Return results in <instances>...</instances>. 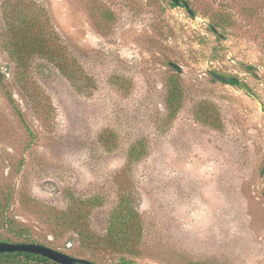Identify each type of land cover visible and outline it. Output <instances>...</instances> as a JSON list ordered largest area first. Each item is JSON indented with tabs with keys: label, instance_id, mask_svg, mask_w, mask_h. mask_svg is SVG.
<instances>
[{
	"label": "rangeland",
	"instance_id": "obj_1",
	"mask_svg": "<svg viewBox=\"0 0 264 264\" xmlns=\"http://www.w3.org/2000/svg\"><path fill=\"white\" fill-rule=\"evenodd\" d=\"M183 1L0 0V205L39 241L264 264V0ZM122 196L136 255L81 249L72 221L103 235Z\"/></svg>",
	"mask_w": 264,
	"mask_h": 264
},
{
	"label": "trees",
	"instance_id": "obj_2",
	"mask_svg": "<svg viewBox=\"0 0 264 264\" xmlns=\"http://www.w3.org/2000/svg\"><path fill=\"white\" fill-rule=\"evenodd\" d=\"M172 5L176 6L172 2ZM249 69H254L253 66H248ZM1 75V74H0ZM232 84L240 85L248 90V86L245 83L239 82L237 79ZM95 199L90 198L86 201L75 200L70 211L84 212L94 203ZM83 203V204H82ZM82 204V205H81ZM9 202L0 205L3 212V224L6 227L8 233L0 234V241L7 242H34L49 246L50 242L39 241L34 234V228L24 221H20L15 217L8 214L10 210ZM73 224L76 225L75 234L78 237L79 244L83 250H91V248H104L110 252L117 253H129L136 255L135 248V236L141 235V216L136 209L130 205L128 199L125 196L121 197V200L113 208L110 215L109 226L103 235H98L93 232L86 223H83L79 219H74ZM134 241V242H133ZM133 242V243H132ZM51 247V246H50ZM54 248V247H52ZM56 249V248H54ZM133 261L129 257L119 256L116 261L110 264H132ZM0 264H59L50 259L24 252H7L0 253Z\"/></svg>",
	"mask_w": 264,
	"mask_h": 264
},
{
	"label": "water",
	"instance_id": "obj_3",
	"mask_svg": "<svg viewBox=\"0 0 264 264\" xmlns=\"http://www.w3.org/2000/svg\"><path fill=\"white\" fill-rule=\"evenodd\" d=\"M175 4L183 3L184 7L188 9V12L192 14V10L188 7L186 2H181L180 0H171ZM170 65L180 71V67L176 64L171 62ZM213 76L222 81L223 83L230 84L231 80L229 78L213 74ZM7 252H24V253H32L36 255H40L50 259L59 264H98L92 262L85 258H79L62 252L60 250L54 249L50 246L43 245L40 243L34 242H7V241H0V253H7Z\"/></svg>",
	"mask_w": 264,
	"mask_h": 264
},
{
	"label": "flooded vegetation",
	"instance_id": "obj_4",
	"mask_svg": "<svg viewBox=\"0 0 264 264\" xmlns=\"http://www.w3.org/2000/svg\"><path fill=\"white\" fill-rule=\"evenodd\" d=\"M181 2H184L183 0H180ZM173 2V1H172ZM174 3V2H173ZM176 5H183V3H180V4H176ZM183 7H184V5H183ZM189 7V6H188ZM186 8V7H185ZM181 69V68H180ZM176 70V69H175ZM177 71V70H176ZM181 71V70H180ZM180 71H178V72H180ZM210 74L212 75V77H213V79L215 80L216 78L213 76V74H216V73H213V72H210ZM216 75H218V74H216ZM221 76V75H220ZM224 77V76H223ZM226 78H228V77H226ZM229 79L231 80V82H230V84H232V82L234 81V80H236V79H233V78H231V77H229ZM216 80H218V79H216ZM220 81V80H219Z\"/></svg>",
	"mask_w": 264,
	"mask_h": 264
}]
</instances>
